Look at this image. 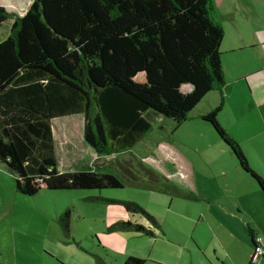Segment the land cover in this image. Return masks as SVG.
<instances>
[{"label": "trees", "instance_id": "obj_1", "mask_svg": "<svg viewBox=\"0 0 264 264\" xmlns=\"http://www.w3.org/2000/svg\"><path fill=\"white\" fill-rule=\"evenodd\" d=\"M213 2L34 0L24 15L0 3V162L9 167L18 192L124 187L105 168L59 171L52 120L82 113L84 140L105 155L133 147L157 116L183 123L225 83V30L213 17ZM222 106L223 100L202 119L264 195V177L218 119ZM120 203L160 226L139 204ZM69 218L70 211L60 218L67 233ZM112 229L154 234L130 219ZM250 235L255 248L252 228ZM144 263L134 256L125 261Z\"/></svg>", "mask_w": 264, "mask_h": 264}, {"label": "rangeland", "instance_id": "obj_2", "mask_svg": "<svg viewBox=\"0 0 264 264\" xmlns=\"http://www.w3.org/2000/svg\"><path fill=\"white\" fill-rule=\"evenodd\" d=\"M17 1L22 9L26 8L28 0ZM228 1L236 4L234 0ZM213 5V17L223 26L225 34L229 35L230 30L234 32L235 29L229 27L233 18L216 14L217 0ZM226 9L224 5L223 11ZM239 16L236 13L235 19ZM3 30H8L7 23ZM221 50L224 51L222 46ZM204 112L206 109L201 102L181 124L157 116L152 120L151 130L133 147L112 156L86 143L82 113L56 118L53 132L59 171L105 168L103 171L116 174L125 185L86 190L44 187L35 195H24L18 192L9 167L0 162V264H99L98 256L101 259L105 256L100 250V242L108 253L113 254L114 258L107 260H115L114 264H124L126 253L143 256L144 249H149L152 257L161 259L163 252L158 250L168 245L167 238L179 244L193 245L201 260L206 254L205 248L211 257L215 250L218 254L239 256L243 252L244 256L250 255L248 227L264 238V232L254 224L263 223L264 228V219L260 203L246 199L244 194L249 189L248 183L256 188L259 185L241 170L231 148L212 124L202 119ZM244 118L248 133L250 130L263 133H259L258 146L264 151V113L262 115L260 109L254 108ZM64 122L66 125L63 126ZM224 122L222 126L227 130L229 125ZM252 146L257 150L255 144ZM247 148L252 150L251 146ZM256 157L254 155L253 159L250 153L252 162L249 160V163L264 177V168L259 166L264 167V162L258 161L260 157L254 161ZM124 200L135 202L155 215L168 235L163 237L158 231L159 237L150 238L136 235L134 231L110 230L114 221L125 218L142 221L157 231L147 216L127 212L120 203ZM238 205L244 213H238ZM67 211H70V233L60 221ZM179 233H183L187 241ZM194 238L199 240L201 250ZM153 242L157 249H152ZM179 260L183 264L189 261L186 257Z\"/></svg>", "mask_w": 264, "mask_h": 264}, {"label": "crops", "instance_id": "obj_3", "mask_svg": "<svg viewBox=\"0 0 264 264\" xmlns=\"http://www.w3.org/2000/svg\"><path fill=\"white\" fill-rule=\"evenodd\" d=\"M33 1L34 0L26 1L27 3L25 9H22L20 7V3H18L17 0H0V3L8 11L16 12L20 15H24L30 8ZM234 1L236 2V4L228 0H217L218 7L216 9L217 10L216 14L226 16L227 18H233L232 19L233 23L230 24L229 27L231 29L234 28L235 30L234 32H231L230 30L229 35L225 34L221 44L222 48H224V51L223 50L221 51H223L222 62L224 67L225 83L220 88H216L210 93H208L201 101L204 104V109H206V112H204L203 115L211 111L215 107H217L220 104V102L223 100V106L218 115V119L220 123L223 125V123H225L224 121H227L226 123L229 125V127L228 128L226 127L227 129L226 131L228 132V134H230L232 138H234L244 148L243 149L244 153L247 154V158L248 160H250V162H252L250 158V153L253 156V159H254V155L261 158L258 160L256 157L254 161L258 160L264 162V151L260 149V147L258 146V142L261 138V137L258 138V136L259 133L262 132L259 131L258 133L255 132L252 133L250 130L248 133V126L244 118L247 112L254 108L260 109V113L262 115L264 113V0H234ZM224 5L227 6V9L223 11ZM232 13H234L233 17L231 16ZM236 13L240 15L238 20L235 19ZM7 26L9 28L8 23ZM55 119L56 118L52 120V125ZM64 125H66L65 122L63 123V126ZM240 131H242L243 133L242 135L238 134V132ZM252 144H255L257 146V150L253 149ZM249 146H251L254 152L252 150L248 151L247 147ZM259 166H261V169L264 168L262 164H259ZM251 167L255 171L257 172L259 171L255 165H252ZM242 176L245 175L242 174ZM239 180L242 181L241 177H239ZM248 182L249 181H247V183ZM248 185H249V189L245 191L244 196L246 199L250 201L256 200V203L257 201L260 203V210L262 211V219H264V208L262 203L264 202L263 200L264 195H262V192L260 191V189H258V187L257 188L252 187L249 183ZM258 191L262 195L263 199L258 193ZM259 196L261 197V199ZM259 203L257 205L258 207H259ZM236 210L240 214L242 213L243 208L241 205H238L236 206ZM234 213L236 214V212ZM226 214L233 215L231 214V212H226ZM122 220L124 221L126 219L119 218L116 221H114L111 225ZM134 222L144 225L145 227L151 229L154 233L152 235H147L134 231L136 235H147L150 238H157L160 236V234H158V231L162 233L163 237H166L168 235L167 230H165L164 227L161 225L155 226L153 224L157 229V231H154V229H152L150 226L145 225L142 221L140 222L134 221ZM248 223H251V221L248 220ZM254 224L255 227L259 229V231L264 232L263 223L258 224V222H254ZM253 230L255 235L262 236L261 233L256 232L255 229ZM179 234L182 238H184L183 233H179ZM248 234H249L248 237L249 242L247 241V244H248V250H250V255L245 254L244 256L243 252L239 256L236 255L233 256L230 253L218 254L217 251L215 250L213 256L211 257L207 254L208 248H205L203 250L206 254L205 257L202 256L203 259L201 260L199 258V255L197 253L195 254V250L197 248L193 247V245H185V243L179 244L167 238L165 240L167 241L168 245L162 248V250H158L160 252H163L162 253L163 258L160 259V258L152 257L149 249H144L143 256H139V257L145 259L144 264H183L181 260L178 261V259L183 257L188 258L189 260L188 264H246V263L249 264L253 254L252 252L253 243H252V236L250 235V227H248ZM195 240H196V246L200 248L201 244L199 243V240L197 239ZM152 244H153L151 245L152 249L158 248L155 245V242H153ZM99 247L100 250H102L105 253V256L102 259L107 264H114L115 260L114 261L107 260V258L113 259L114 258L113 254L108 253L107 248L103 246L101 242ZM130 256H134V254L131 253L124 254L123 257L124 264L126 259ZM260 264H264V256L262 257Z\"/></svg>", "mask_w": 264, "mask_h": 264}, {"label": "built area", "instance_id": "obj_4", "mask_svg": "<svg viewBox=\"0 0 264 264\" xmlns=\"http://www.w3.org/2000/svg\"><path fill=\"white\" fill-rule=\"evenodd\" d=\"M255 241V248L251 258L252 264H257L259 259L264 256V244H263V237L260 235L254 236Z\"/></svg>", "mask_w": 264, "mask_h": 264}]
</instances>
